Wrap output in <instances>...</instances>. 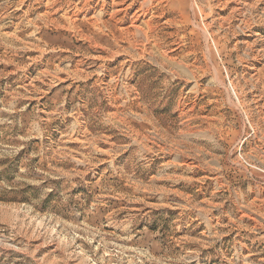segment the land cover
<instances>
[{
    "label": "rangeland",
    "instance_id": "374dc122",
    "mask_svg": "<svg viewBox=\"0 0 264 264\" xmlns=\"http://www.w3.org/2000/svg\"><path fill=\"white\" fill-rule=\"evenodd\" d=\"M0 264H264V0H0Z\"/></svg>",
    "mask_w": 264,
    "mask_h": 264
}]
</instances>
